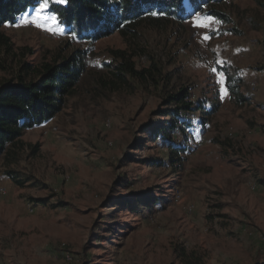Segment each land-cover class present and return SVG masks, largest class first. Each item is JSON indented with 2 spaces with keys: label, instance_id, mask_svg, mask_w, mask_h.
I'll return each instance as SVG.
<instances>
[{
  "label": "rangeland",
  "instance_id": "374dc122",
  "mask_svg": "<svg viewBox=\"0 0 264 264\" xmlns=\"http://www.w3.org/2000/svg\"><path fill=\"white\" fill-rule=\"evenodd\" d=\"M43 3L0 28V85L72 56L83 67L63 109L0 157V264H185L182 249L202 264H264V0H185L183 20L146 17L96 40ZM120 52L159 82L120 80ZM181 88L203 108L159 134Z\"/></svg>",
  "mask_w": 264,
  "mask_h": 264
},
{
  "label": "trees",
  "instance_id": "16d2710c",
  "mask_svg": "<svg viewBox=\"0 0 264 264\" xmlns=\"http://www.w3.org/2000/svg\"><path fill=\"white\" fill-rule=\"evenodd\" d=\"M209 0H189L195 10H200ZM220 1V0H215ZM44 0H0V28L7 22L16 23L22 14L37 8ZM185 0H65L64 3L48 0L49 11L58 22L79 36L100 39L116 30L128 29L144 18L159 15L172 16L179 20L189 17ZM220 15L219 13H217ZM0 41L8 42L0 33ZM122 61L117 63L114 74L124 79L130 76L141 82L151 78L159 80L151 68L138 70L135 64L120 52ZM82 65L73 56L57 65L46 64L36 80L6 82L0 85V157L7 144L15 142L23 129L41 125L54 118L64 107L66 96L72 93L80 79ZM158 73L160 68L153 64ZM189 88H181L168 96V103L177 104L172 111L173 120L161 132L171 133L181 123V113L203 108L201 104L188 100ZM263 182V180H260ZM180 258L185 264H202L201 258L182 249Z\"/></svg>",
  "mask_w": 264,
  "mask_h": 264
},
{
  "label": "snow or ice",
  "instance_id": "6c2138e0",
  "mask_svg": "<svg viewBox=\"0 0 264 264\" xmlns=\"http://www.w3.org/2000/svg\"><path fill=\"white\" fill-rule=\"evenodd\" d=\"M61 2H63V0H61ZM48 6V0H44V3L41 5V9H44ZM40 15V12H37V16L33 17L31 22L32 23H36L37 26L42 27L43 25L38 23V17ZM211 19L210 18H204V21H197L196 24L198 27H202V28H211ZM48 30H52V29H48ZM214 31V30H213ZM210 35L205 34V36L203 37L204 41H208L210 39ZM217 63L223 64L224 61L222 60H217ZM213 71L216 72L217 70L215 68H213ZM224 74L223 73H218V82L222 83L221 77H223ZM225 94H226V90H225Z\"/></svg>",
  "mask_w": 264,
  "mask_h": 264
}]
</instances>
